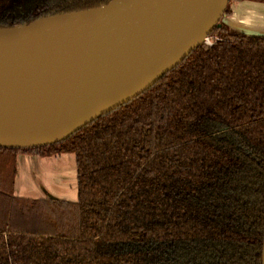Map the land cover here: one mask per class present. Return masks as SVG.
<instances>
[{
    "label": "trees",
    "instance_id": "trees-1",
    "mask_svg": "<svg viewBox=\"0 0 264 264\" xmlns=\"http://www.w3.org/2000/svg\"><path fill=\"white\" fill-rule=\"evenodd\" d=\"M109 1L0 0V28ZM209 35L65 140L0 147V264H263L264 37ZM19 153H73L76 201L15 196Z\"/></svg>",
    "mask_w": 264,
    "mask_h": 264
},
{
    "label": "water",
    "instance_id": "water-1",
    "mask_svg": "<svg viewBox=\"0 0 264 264\" xmlns=\"http://www.w3.org/2000/svg\"><path fill=\"white\" fill-rule=\"evenodd\" d=\"M229 1L110 0L0 28V147L65 140L151 87L222 23L264 37L232 26Z\"/></svg>",
    "mask_w": 264,
    "mask_h": 264
},
{
    "label": "crops",
    "instance_id": "crops-1",
    "mask_svg": "<svg viewBox=\"0 0 264 264\" xmlns=\"http://www.w3.org/2000/svg\"><path fill=\"white\" fill-rule=\"evenodd\" d=\"M227 15L237 30L264 35V3L237 0L229 3ZM240 29V30H241ZM13 194L26 198L52 196L76 201L77 180L73 153H56L46 156L19 153L15 158Z\"/></svg>",
    "mask_w": 264,
    "mask_h": 264
},
{
    "label": "built area",
    "instance_id": "built-area-1",
    "mask_svg": "<svg viewBox=\"0 0 264 264\" xmlns=\"http://www.w3.org/2000/svg\"><path fill=\"white\" fill-rule=\"evenodd\" d=\"M217 39V38H216ZM206 45H211L212 44V40L210 38V35H207L205 38H204V41H203Z\"/></svg>",
    "mask_w": 264,
    "mask_h": 264
}]
</instances>
